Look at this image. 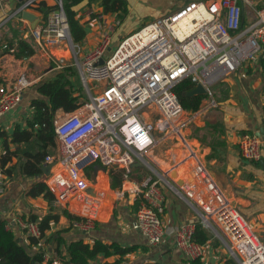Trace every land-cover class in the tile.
Instances as JSON below:
<instances>
[{"label":"built area","instance_id":"1","mask_svg":"<svg viewBox=\"0 0 264 264\" xmlns=\"http://www.w3.org/2000/svg\"><path fill=\"white\" fill-rule=\"evenodd\" d=\"M39 1L19 2L10 17L34 11ZM54 1L56 8L31 30L32 37L42 46L68 50L69 65L78 73L87 97L74 111L62 112L63 116L57 115L54 121L58 157H45L44 165L51 161L56 164L46 185L56 204L81 217L72 224L86 233L94 227L104 196L99 188L91 189L86 170L98 164L107 170L120 169L128 179L135 163L149 166V151L164 138L178 136L187 122L186 111L173 90L183 79L205 89L209 99L201 111L215 107L213 84L264 54V7L253 8L251 0H189L126 34L109 52L119 20L105 22L98 43L82 52L79 45L70 42L62 0ZM245 6L253 10L255 17L243 24ZM50 59L57 68L65 65L63 57ZM101 59L103 62L98 63ZM29 84L21 74L12 84L0 85V118L19 104ZM87 84H92L94 93ZM261 143L256 134H242L238 142L241 156L258 160ZM193 175L207 194L202 197L193 185L181 186L182 197L197 207L199 219L179 224L174 233L175 249L187 260L199 259L203 244L194 240V234L200 224L220 237L239 264H264V244L250 223L200 164L194 166ZM5 179L0 170V193ZM131 193L139 200L132 228L147 244L155 246L165 234L159 177H146L133 186ZM5 227L12 232L16 227L35 239L42 237L36 222L22 218H13ZM35 264L69 263L49 253Z\"/></svg>","mask_w":264,"mask_h":264},{"label":"crops","instance_id":"2","mask_svg":"<svg viewBox=\"0 0 264 264\" xmlns=\"http://www.w3.org/2000/svg\"><path fill=\"white\" fill-rule=\"evenodd\" d=\"M44 1L47 5H52L54 2V0ZM179 1L172 2L164 15L188 0L182 4V0L180 3ZM251 1L253 8L264 7V0ZM18 4V0H0V85L12 84L21 74L26 76L30 84L24 89L19 104L0 118V164L3 157L10 156L17 148V145L10 141V134L15 124L24 125L25 119L32 114L30 101L40 96L36 86L61 69L56 67L50 57L64 59L68 57V50L61 46L40 45L32 37V28L28 20L22 16L10 17L12 10ZM247 7L243 9V24L252 21L255 17L253 10ZM31 12L38 17L36 26L40 25L49 14L44 18L37 9ZM77 16L86 29L84 40L76 43L82 52L92 49L98 43L105 22L118 19L115 13L103 12L98 2L79 6ZM125 18L112 33L108 52L123 36L140 25L126 26ZM20 39L34 47L35 52L32 55L14 56L13 51ZM65 64L69 65L67 59ZM212 92L216 101L215 107L205 108L202 111L199 108L195 112L185 110L184 117L187 122L180 134L164 138L149 151L148 160L152 168L151 165L148 167L154 169V173L158 172V175L151 174L145 168L147 166L140 163L134 164L128 179L124 178L120 169L107 170L98 164L86 170L91 189L99 188L104 192L99 216L89 232L85 233L75 228L62 215L63 208L56 211L55 206L58 204L53 201L52 212L59 214L57 222H51L49 228L40 239H36L35 243L29 241L27 235L14 227L13 233L19 242L31 253L42 252L45 256V254L57 253V248L64 252L63 245L57 246L58 235L67 241L83 239L91 243L98 239L106 243L117 242L121 246H139L122 257L116 254L109 256L99 254L91 264H192V261L185 259L180 251L175 249L173 243L174 233L179 224L185 221L196 222L199 219L197 207L182 197L181 186L193 185L199 195L206 196L207 191L202 182L193 175L194 166L200 164L213 184L246 218L264 244V71L259 57L244 63L224 80L214 83ZM208 99L207 95L200 107ZM61 112L58 111L57 115L60 116ZM245 133L256 134L262 140L261 156L258 160H246L239 152L238 142L240 136ZM55 140L58 154L59 144L58 140ZM19 147L22 148L23 144ZM8 162L9 165H15L17 158L11 156V161ZM43 162L41 168L51 164L47 175L42 169L36 176L22 175L16 171L12 178L6 179L4 190L0 193L1 220L8 222L13 218L28 219L31 214L42 217L50 212L51 205L41 195L33 196L28 193L35 182L43 181L46 184L48 175L56 167L54 161L46 165ZM99 169L102 171L104 182L99 179L97 173ZM146 170L150 174L147 175ZM165 171L168 173L165 174ZM120 173L123 180L118 186L116 184L113 187L111 177ZM148 176L159 177L163 194V211L160 217L164 223L165 234L163 240L155 246L147 244L139 231L132 228L136 213L134 206L139 205V200L131 193V189ZM65 228L67 230L59 232ZM203 229L207 240L203 243V255L196 261L197 263L239 264L230 255L225 243L217 234L212 230Z\"/></svg>","mask_w":264,"mask_h":264},{"label":"trees","instance_id":"3","mask_svg":"<svg viewBox=\"0 0 264 264\" xmlns=\"http://www.w3.org/2000/svg\"><path fill=\"white\" fill-rule=\"evenodd\" d=\"M189 1V0H188ZM98 2L103 12L115 13L120 22L129 13L128 0H62L63 10L65 12L71 38L74 43H81L86 36L84 23L80 22L77 16L78 7L85 4ZM186 3V2H185ZM57 4L54 1L52 5H47L44 0L39 1L36 5L37 11L41 12L43 17L56 8ZM150 22V21H149ZM148 23V22H147ZM146 23H143L144 25ZM140 27V26H139ZM35 52L34 47L27 41L20 39L13 53L15 57H28ZM260 65L264 71V54L260 58ZM76 71L70 65L63 67L55 72V74L42 82L37 87L39 97L32 98L30 101L33 109L32 114L25 119L24 125L15 124L11 134L10 141L17 145V148L12 151L8 157H3L0 164V170L4 177L12 178L14 173L18 171L22 175L36 176L41 173L42 162L46 156H51L53 160L58 157L56 151V134L54 132V121L58 111L69 113L78 108L86 99L84 89L74 86L72 77ZM194 84L190 79H183L178 82L173 90L176 93L182 108L189 112L197 111L202 101L207 95L192 94L188 95V91L193 89ZM23 144V147H19ZM11 156L17 158V163L9 165ZM99 179L103 180L101 169L98 170ZM130 176V174H129ZM5 179V182H6ZM123 180L122 174L111 177V185L113 187L119 185ZM102 182V183H103ZM33 196L41 195L48 204L51 205L50 212L42 217L36 214H31L26 221H33L38 224L42 234L49 228L51 222H57L59 214L53 213L54 195L48 189L43 181L35 182L28 191ZM138 206H134L137 211ZM71 223L75 219L81 217L69 213L66 209L61 211ZM24 219V218H22ZM7 221L0 219V264H35L41 262L43 253H31L26 246L19 242L16 235L6 229ZM67 228L59 232L65 231ZM59 232H57L59 234ZM24 233V232H23ZM29 241L36 242V239L28 236ZM194 240L203 244L207 240V236L203 227L197 224L194 234ZM57 246L63 245L64 252L56 249V254L69 264H91L99 254L109 256L112 254L122 257L126 253L134 251L138 246H121L117 242L106 243L102 240H94L93 242H85L83 239H74L67 241L62 236H57ZM192 264H199L198 259L190 260Z\"/></svg>","mask_w":264,"mask_h":264},{"label":"rangeland","instance_id":"4","mask_svg":"<svg viewBox=\"0 0 264 264\" xmlns=\"http://www.w3.org/2000/svg\"><path fill=\"white\" fill-rule=\"evenodd\" d=\"M128 1H129L128 7H130V11H129V14L127 15V17L125 18L124 24L126 26L127 25H133V24H136V25L140 24L135 28V29H137L143 23H147L149 21H152L153 19H156L158 17L163 16L166 13L167 9L172 5V2H174L175 0H128ZM180 1H179V3H180ZM184 1L185 0H182L181 4ZM186 2H188V1H186ZM179 5L176 8H178ZM245 7H247V6H245ZM175 9H172L170 12L174 11ZM73 44H76V43L73 42ZM67 56L68 57L66 59L68 61H70V57L68 55V52H67ZM72 81L74 83V86H76L77 88L81 86L84 89L82 81L80 80L77 72L72 77ZM87 85H88L87 88H89V90H91V93H94L95 89L93 90L92 84H87ZM84 91H85V89H84ZM85 93H86V91H85ZM61 115L63 116L62 112H61ZM145 168H147L151 172V174H153V175L155 174L153 169H151L152 165H151V168L148 166ZM89 171H90V169H89ZM146 174L148 175L150 173L146 170ZM55 207L57 209L56 211H59V209L61 210L62 208L64 209V206L61 205V203Z\"/></svg>","mask_w":264,"mask_h":264},{"label":"water","instance_id":"5","mask_svg":"<svg viewBox=\"0 0 264 264\" xmlns=\"http://www.w3.org/2000/svg\"><path fill=\"white\" fill-rule=\"evenodd\" d=\"M18 1L21 2L23 0H18ZM21 16H22V18L28 20L32 29H34L36 27V24L38 22V17L35 13H33L31 11H23ZM70 42L73 44V40L71 38V35H70ZM102 62H103V60L101 59V60H99L98 63H102ZM192 94L205 95L206 91L200 84H197L193 89L188 91V95H192ZM50 167H51V164H47L45 167L42 168V171L44 172V174L47 175L49 173Z\"/></svg>","mask_w":264,"mask_h":264}]
</instances>
